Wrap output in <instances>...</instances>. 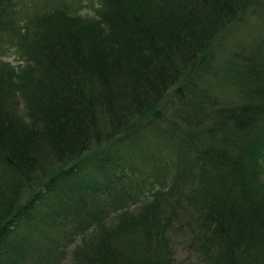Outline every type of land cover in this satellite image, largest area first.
Returning <instances> with one entry per match:
<instances>
[{
  "label": "trees",
  "instance_id": "trees-1",
  "mask_svg": "<svg viewBox=\"0 0 264 264\" xmlns=\"http://www.w3.org/2000/svg\"><path fill=\"white\" fill-rule=\"evenodd\" d=\"M72 2L0 0V49L16 46L26 61L0 60V250L51 196L44 216L80 236L67 264H177L176 228L202 264H264L263 34L223 68L210 64L215 42L264 0H101L100 21ZM174 103L182 121L167 118ZM145 126L165 137L155 146L166 189L123 205L132 196L115 188L123 171L104 167L111 154L76 180L92 139L116 148ZM32 232L14 248L27 264H53L72 234Z\"/></svg>",
  "mask_w": 264,
  "mask_h": 264
},
{
  "label": "rangeland",
  "instance_id": "rangeland-1",
  "mask_svg": "<svg viewBox=\"0 0 264 264\" xmlns=\"http://www.w3.org/2000/svg\"><path fill=\"white\" fill-rule=\"evenodd\" d=\"M72 3V8H74L82 18H89L91 21H100L98 19L99 15L97 16L95 13V7L99 8L100 11L103 12L101 0H73ZM262 3L261 8L255 10V12L242 14L239 17V20L230 26L221 36L222 40L218 39L215 42L211 53L210 64L219 65L223 68L226 65L225 62L227 59L230 60V58L237 53H247L257 44L261 35L263 34L264 36V2ZM14 10H19V8ZM24 10L25 9H23V11ZM101 26L104 27V24H101ZM21 56L22 50L18 49L16 46L11 47V49L9 46H3L0 49V60L7 62L10 65L16 66L22 64V62L25 64L26 61L23 60ZM201 80L203 81V84H206L205 81L207 78L204 75L201 76ZM173 87L174 86L168 89L166 93L167 96ZM227 96L228 94L225 95V97ZM179 108V105L175 103L171 105V107L167 110V118L170 120L175 119L178 121L179 119L182 121L181 111ZM164 123L166 124L165 121H161L159 126H163ZM180 124L183 128L185 127V124ZM105 128V126L102 127V133H104ZM199 133L201 134V132ZM101 137L92 139L90 146L84 152L85 154L87 153V160L75 174L78 182L87 181L89 176L94 175L93 173L96 170V155L110 156L111 154L112 157H110V163L104 164V167L108 168L109 173L113 176V178L114 175L117 177L120 174V170L123 171V177L121 180H116L114 182L115 188H124L125 191L130 193L132 196L131 198H126L123 205H128V207L134 208L140 201H143L145 198H150L147 196L150 192L160 188L166 189L168 187L171 177H166L164 174V169L168 166L159 168V165L156 163L159 156L167 157L159 154L161 149L155 146L156 141L158 143L163 142L165 137L160 135L154 128L145 126L129 137L131 141L130 144H119L116 148L114 146H105L107 137H103L100 142ZM114 148L115 150H113ZM97 162H100V160ZM115 164L116 168L114 166ZM157 171L158 173L156 175ZM160 177L164 179L158 180ZM73 185L71 184L70 187L67 186L68 189L64 188L61 193L55 196L59 198L57 203L61 204L65 195L70 193L69 189L72 188V190H74L75 187ZM51 198V196H47L43 201L35 205L36 209L30 210L31 218H27L28 220L26 219V221H29V226L14 228L8 235L4 241V246L0 250V264L29 263L30 259L28 254L20 255L17 252H14V248L17 247L18 242L22 239L31 240L35 237L36 234L32 232V228H35L39 232L40 229H44L46 227H49L53 232H61L62 236L64 232L72 233L69 236V239H66L63 236L62 243L59 244L58 250L53 256L54 258H57L56 262L53 261V264H67L70 258V251L74 245L80 242V236L73 234L68 226V222L62 220L63 216L58 217L56 222H53L51 218L47 219V216H44L45 211H47V215L52 212V207H48L51 205ZM102 198H104L107 203L111 204L112 196L109 197L104 195L100 197V199ZM42 212L43 215L40 216ZM107 214L112 217L116 214V210L108 208ZM176 229L171 234V246L174 249L176 263L202 264L198 257L195 256V253H193L194 250L188 243L187 237L182 235V233H185L184 229ZM91 231L92 229H88L85 234H89Z\"/></svg>",
  "mask_w": 264,
  "mask_h": 264
}]
</instances>
